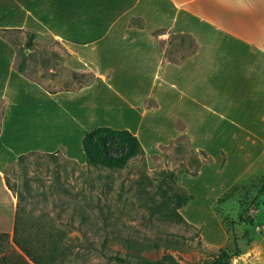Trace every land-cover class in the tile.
Returning a JSON list of instances; mask_svg holds the SVG:
<instances>
[{"label":"crops","instance_id":"0c3cea01","mask_svg":"<svg viewBox=\"0 0 264 264\" xmlns=\"http://www.w3.org/2000/svg\"><path fill=\"white\" fill-rule=\"evenodd\" d=\"M75 75L90 79L67 87ZM35 101L37 111L52 101L66 125L29 152L78 160L86 134L106 126L129 130L147 155L186 137L214 160L236 148L259 158L264 0H0L1 128Z\"/></svg>","mask_w":264,"mask_h":264},{"label":"rangeland","instance_id":"374dc122","mask_svg":"<svg viewBox=\"0 0 264 264\" xmlns=\"http://www.w3.org/2000/svg\"><path fill=\"white\" fill-rule=\"evenodd\" d=\"M169 51L176 58L175 47ZM30 75L41 77L35 66ZM84 77L65 83L77 86L90 79ZM37 104L0 126V264H125L116 255L133 264H211L222 248L233 254L232 264H264V152L258 158L259 149L243 155L236 148L235 154L205 160L186 137L153 156L105 142L113 163H88L82 146L78 160L61 150L29 152L47 138L57 142L66 125L56 122L52 101L39 111ZM251 161L255 166L237 181ZM167 170L178 173L176 185ZM233 184L234 193L221 199ZM182 188L193 195L180 209L188 223L153 212L169 197L174 203Z\"/></svg>","mask_w":264,"mask_h":264},{"label":"trees","instance_id":"16d2710c","mask_svg":"<svg viewBox=\"0 0 264 264\" xmlns=\"http://www.w3.org/2000/svg\"><path fill=\"white\" fill-rule=\"evenodd\" d=\"M105 142H109L112 144L113 143L126 144V145L128 144L129 147L131 148L132 153H136L137 151H144L139 139L129 130L113 129L110 127L101 126L89 131L83 140V147L86 153V160L88 163L95 164L97 158L107 163H113L115 161L114 158L105 151L103 147V144L104 146L106 144ZM200 152L204 154L206 158L205 160L210 159V156H208V154L204 150H200ZM24 155L25 154H21L20 158L24 157ZM183 171H187V170H183ZM166 173L172 179V184L176 185L178 173L173 170H167ZM237 185L238 184H233L229 189H227L222 195L221 199L224 200L227 197H230V195L233 194L234 191L236 190ZM260 190L263 191L262 193L264 194V175L260 181ZM179 192L180 193L176 195V200L174 201V203H172L173 201L171 202L172 197H169V199L165 200L161 205H159L160 203L156 204V206L153 207V212L155 211L160 212L165 218L170 219L172 221L188 223V220L182 214L180 209L193 198V195L189 194L185 188H182V190ZM12 207H13V202L11 200L10 208ZM17 243L28 255H30V252L28 251L26 246H24L19 240L17 241ZM234 254L236 255L238 253L235 252ZM232 255L233 254L230 253L228 250H226V248H222L221 252L218 255L217 261L219 264H232L231 262ZM114 257L121 263L133 264L126 257H120L118 255ZM137 264H168V263L161 260L145 259Z\"/></svg>","mask_w":264,"mask_h":264},{"label":"water","instance_id":"95a60500","mask_svg":"<svg viewBox=\"0 0 264 264\" xmlns=\"http://www.w3.org/2000/svg\"><path fill=\"white\" fill-rule=\"evenodd\" d=\"M211 264H219L217 260H213Z\"/></svg>","mask_w":264,"mask_h":264}]
</instances>
